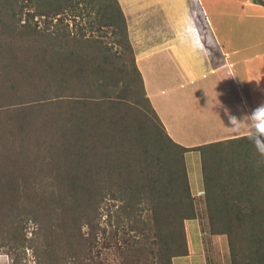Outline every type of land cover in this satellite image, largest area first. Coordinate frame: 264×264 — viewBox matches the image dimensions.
<instances>
[{
	"label": "trees",
	"instance_id": "1",
	"mask_svg": "<svg viewBox=\"0 0 264 264\" xmlns=\"http://www.w3.org/2000/svg\"><path fill=\"white\" fill-rule=\"evenodd\" d=\"M84 9L120 36L145 112L111 87L126 64L117 66L102 29L100 39L63 18ZM257 145L264 131L190 148L170 138L145 95L118 0H0V252L10 264H28V254L36 264H106L111 241L122 238L124 249L146 224L154 264L191 255L187 222L197 211L184 153L193 150L209 232L227 236L230 264H264Z\"/></svg>",
	"mask_w": 264,
	"mask_h": 264
},
{
	"label": "crops",
	"instance_id": "2",
	"mask_svg": "<svg viewBox=\"0 0 264 264\" xmlns=\"http://www.w3.org/2000/svg\"><path fill=\"white\" fill-rule=\"evenodd\" d=\"M118 2L145 95L173 141L190 148L264 131V0ZM184 160L199 213L183 258L209 264L199 151Z\"/></svg>",
	"mask_w": 264,
	"mask_h": 264
},
{
	"label": "rangeland",
	"instance_id": "3",
	"mask_svg": "<svg viewBox=\"0 0 264 264\" xmlns=\"http://www.w3.org/2000/svg\"><path fill=\"white\" fill-rule=\"evenodd\" d=\"M81 12L84 14L80 16H72L68 14L67 16H63V18L67 19L68 22L74 24V28L77 32H80L81 29H85L87 34H89V31L93 30V34H95L94 36H97V38L101 37H99V35L102 34L101 32L104 33L102 41L107 42L109 45H111V50H109V54H114L116 57H118V59L116 60L117 66L119 63L122 62L126 64L120 69L119 72H114L115 76L113 79L117 83L112 84L111 87L115 90L116 93L119 91L122 92V95L125 96L126 99L131 100V102L137 100L139 102L138 107L142 112H145L147 109L145 103L141 99V95L139 92L140 87L138 77L134 73L133 67L130 64V55L120 44L116 43L120 40V36L114 38L111 35L109 29L100 28L101 16L95 10H92V14H90L89 16L87 15V13L90 12V10L84 9ZM40 20L41 24H43L42 19ZM90 24H93V27H91ZM100 29H102L101 32ZM117 78H119L118 81ZM135 116L136 113L134 114V111H131L129 115V120L130 118L132 120V118H135ZM260 183L263 184L264 187V179L261 180ZM202 198L203 200H201V202H204L205 204L203 194ZM194 201L196 211L197 213H199V197H197V199L194 197ZM205 214L207 219L202 224V231L203 242H205L206 244L207 258L209 260V264H230L227 236L212 235L209 232L206 208ZM145 232L146 233L143 236H140L139 238H130L129 244L126 245L124 249H121V246L123 245L122 238H118L117 243L111 241L113 243L112 248L103 251V258L106 264H154L152 258V251L154 249L156 240L155 230L152 227V224H146ZM193 236L196 239L195 233ZM174 261L175 264H199V262L196 260V257H194V259L179 257L177 258V260ZM0 264H10L9 256L4 254L3 252H0ZM28 264H36L30 254H28Z\"/></svg>",
	"mask_w": 264,
	"mask_h": 264
},
{
	"label": "clouds",
	"instance_id": "4",
	"mask_svg": "<svg viewBox=\"0 0 264 264\" xmlns=\"http://www.w3.org/2000/svg\"><path fill=\"white\" fill-rule=\"evenodd\" d=\"M238 119H236L235 117H234V119H232L231 118V127H234V128H236L237 130H239V123H238ZM257 150L260 152V153H262V154H264V146H261V145H257Z\"/></svg>",
	"mask_w": 264,
	"mask_h": 264
}]
</instances>
